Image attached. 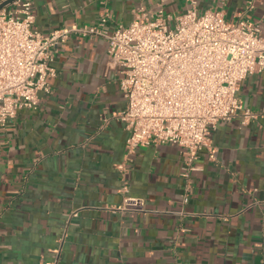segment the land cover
Here are the masks:
<instances>
[{"label":"crops","instance_id":"0c3cea01","mask_svg":"<svg viewBox=\"0 0 264 264\" xmlns=\"http://www.w3.org/2000/svg\"><path fill=\"white\" fill-rule=\"evenodd\" d=\"M31 1L33 29L44 34L97 24L106 13L111 32L139 8H157V0ZM194 1L200 12L222 10L264 34V0ZM192 6L165 5L172 15ZM53 66L52 92L40 93L38 109L20 108L0 132V264H264V71L242 80L238 92L259 117L217 123L215 159L207 148L199 152L186 191L180 146L127 152L129 132L113 117L126 106L122 73L104 37L72 35ZM120 164L145 212L110 208L124 197Z\"/></svg>","mask_w":264,"mask_h":264},{"label":"built area","instance_id":"2783aa9c","mask_svg":"<svg viewBox=\"0 0 264 264\" xmlns=\"http://www.w3.org/2000/svg\"><path fill=\"white\" fill-rule=\"evenodd\" d=\"M166 1L157 0L151 13L139 8L130 24L111 32L106 28L109 13L97 24H74L44 34L33 29L31 0H15V11L0 9V132L20 108L36 110L40 93L52 92L49 78L56 75L53 62L61 45L72 35L102 36L112 66L122 73L126 106L113 117L129 132L127 152L150 144L180 146L187 156L181 175L188 191L199 152L207 148L215 159L210 135L217 123L240 116L247 124L260 115L243 104L238 92L242 80L264 71V34L252 21H228L222 10L200 12L194 0L184 12L169 14ZM117 167L124 197L110 208L145 212V199L129 194L125 165ZM77 215V210L71 213Z\"/></svg>","mask_w":264,"mask_h":264},{"label":"water","instance_id":"95a60500","mask_svg":"<svg viewBox=\"0 0 264 264\" xmlns=\"http://www.w3.org/2000/svg\"><path fill=\"white\" fill-rule=\"evenodd\" d=\"M15 0H5L4 2H2L0 4V9L6 7L7 5L11 4L12 2H14Z\"/></svg>","mask_w":264,"mask_h":264}]
</instances>
